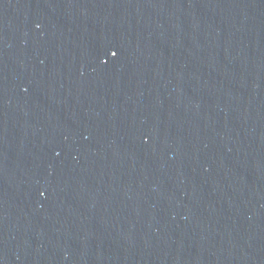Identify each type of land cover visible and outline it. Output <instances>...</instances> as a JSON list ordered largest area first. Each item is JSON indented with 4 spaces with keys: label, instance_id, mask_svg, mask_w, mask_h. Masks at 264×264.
Masks as SVG:
<instances>
[{
    "label": "water",
    "instance_id": "water-1",
    "mask_svg": "<svg viewBox=\"0 0 264 264\" xmlns=\"http://www.w3.org/2000/svg\"><path fill=\"white\" fill-rule=\"evenodd\" d=\"M0 264H264V0H0Z\"/></svg>",
    "mask_w": 264,
    "mask_h": 264
},
{
    "label": "snow or ice",
    "instance_id": "snow-or-ice-1",
    "mask_svg": "<svg viewBox=\"0 0 264 264\" xmlns=\"http://www.w3.org/2000/svg\"><path fill=\"white\" fill-rule=\"evenodd\" d=\"M112 55L115 56V53L113 52Z\"/></svg>",
    "mask_w": 264,
    "mask_h": 264
}]
</instances>
